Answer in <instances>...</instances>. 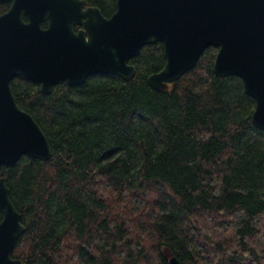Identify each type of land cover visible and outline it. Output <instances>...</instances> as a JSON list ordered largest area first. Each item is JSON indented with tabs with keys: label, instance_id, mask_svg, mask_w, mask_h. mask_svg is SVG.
Listing matches in <instances>:
<instances>
[{
	"label": "trees",
	"instance_id": "16d2710c",
	"mask_svg": "<svg viewBox=\"0 0 264 264\" xmlns=\"http://www.w3.org/2000/svg\"><path fill=\"white\" fill-rule=\"evenodd\" d=\"M88 2L107 16L116 9V0ZM217 50L207 46L163 90L147 79L166 62L162 41L130 58L131 79L94 73L43 93L22 74L12 78L52 150L0 169L25 224L14 257L264 264V130L252 121L256 101L242 78L215 74Z\"/></svg>",
	"mask_w": 264,
	"mask_h": 264
},
{
	"label": "water",
	"instance_id": "95a60500",
	"mask_svg": "<svg viewBox=\"0 0 264 264\" xmlns=\"http://www.w3.org/2000/svg\"><path fill=\"white\" fill-rule=\"evenodd\" d=\"M156 41L163 42L166 62L147 76L153 89H167L216 45L215 74L242 78L256 101L252 121L264 130V0H116L110 16L88 0H13L0 14V169L23 154L52 155L41 125L17 102L14 76L38 82L43 93L61 80L82 84L94 73L131 79L130 58ZM0 212V264H26L12 255L25 224L1 173ZM169 262L180 264L174 255Z\"/></svg>",
	"mask_w": 264,
	"mask_h": 264
},
{
	"label": "flooded vegetation",
	"instance_id": "af4514ba",
	"mask_svg": "<svg viewBox=\"0 0 264 264\" xmlns=\"http://www.w3.org/2000/svg\"><path fill=\"white\" fill-rule=\"evenodd\" d=\"M12 2L13 0H0V14L6 12L11 7ZM22 18L24 20H28V16L24 12H22ZM41 24L42 26L46 27L48 25V20L42 21ZM80 26H81L80 24H74V29L78 30Z\"/></svg>",
	"mask_w": 264,
	"mask_h": 264
}]
</instances>
